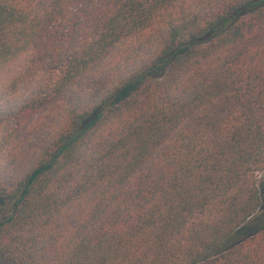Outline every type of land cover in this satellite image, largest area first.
<instances>
[{
  "label": "trees",
  "instance_id": "trees-1",
  "mask_svg": "<svg viewBox=\"0 0 264 264\" xmlns=\"http://www.w3.org/2000/svg\"><path fill=\"white\" fill-rule=\"evenodd\" d=\"M0 264H264V0H0Z\"/></svg>",
  "mask_w": 264,
  "mask_h": 264
}]
</instances>
